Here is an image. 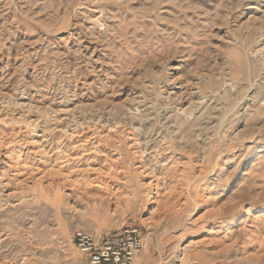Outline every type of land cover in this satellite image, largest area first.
Returning <instances> with one entry per match:
<instances>
[{"label":"rangeland","instance_id":"rangeland-1","mask_svg":"<svg viewBox=\"0 0 264 264\" xmlns=\"http://www.w3.org/2000/svg\"><path fill=\"white\" fill-rule=\"evenodd\" d=\"M0 184V264H264V0H0Z\"/></svg>","mask_w":264,"mask_h":264},{"label":"built area","instance_id":"built-area-1","mask_svg":"<svg viewBox=\"0 0 264 264\" xmlns=\"http://www.w3.org/2000/svg\"><path fill=\"white\" fill-rule=\"evenodd\" d=\"M77 249L88 258V264H135L144 238L137 229H126L96 242L93 236L77 233Z\"/></svg>","mask_w":264,"mask_h":264},{"label":"bare ground","instance_id":"bare-ground-1","mask_svg":"<svg viewBox=\"0 0 264 264\" xmlns=\"http://www.w3.org/2000/svg\"><path fill=\"white\" fill-rule=\"evenodd\" d=\"M263 45V44H262ZM64 98V97H63ZM60 100V99H59ZM62 101V100H61ZM58 108H60L59 110H57V111H54V112H52V113H56V112H59V113H61V114H63V117L64 116H67V114H69L70 113V111L66 108V107H62L61 106V104L58 106ZM87 114V113H86ZM84 115V114H83ZM82 126V125H81ZM66 134V133H65ZM66 179V178H65ZM64 179V180H65ZM65 182V181H64ZM0 186H1V184H0ZM6 197L8 198V195H6ZM236 221H237V218H235V219H233V221L230 223V226L229 227H233L234 225H235V223H236Z\"/></svg>","mask_w":264,"mask_h":264}]
</instances>
